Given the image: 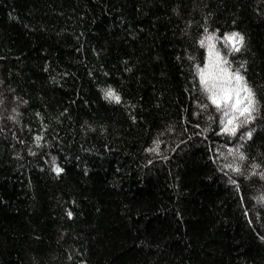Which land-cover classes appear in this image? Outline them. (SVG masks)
I'll return each instance as SVG.
<instances>
[{
    "label": "trees",
    "instance_id": "obj_1",
    "mask_svg": "<svg viewBox=\"0 0 264 264\" xmlns=\"http://www.w3.org/2000/svg\"><path fill=\"white\" fill-rule=\"evenodd\" d=\"M0 264H264V0H0Z\"/></svg>",
    "mask_w": 264,
    "mask_h": 264
},
{
    "label": "snow or ice",
    "instance_id": "obj_2",
    "mask_svg": "<svg viewBox=\"0 0 264 264\" xmlns=\"http://www.w3.org/2000/svg\"><path fill=\"white\" fill-rule=\"evenodd\" d=\"M214 37H208L207 40L211 41ZM229 41L237 40L242 44L243 37L239 36L238 33L232 34L226 38ZM204 41H201V45H204ZM215 45H209V63L206 68L198 67V74L200 76V82L204 87V90L208 93L209 99L218 111L223 109V116L227 119H222L221 124L224 125L223 132L230 135H235L237 128L240 126L239 123H235L240 116H247L240 123L246 124L249 119L252 118L251 112L255 110V100L252 90L247 86L239 72L231 73L226 68H218V63L221 61L219 53L214 52ZM235 51H239L238 47L234 46ZM214 57V59H212ZM224 64H227L226 60H223ZM245 95L241 96V93ZM106 96L115 102H120V97L116 95L114 91L109 90ZM245 101L247 103H245ZM249 137L251 133L247 134ZM241 160L244 159L243 155L239 157ZM231 167V165H227ZM236 168L235 171H239ZM56 171L59 173L61 169L57 168Z\"/></svg>",
    "mask_w": 264,
    "mask_h": 264
}]
</instances>
